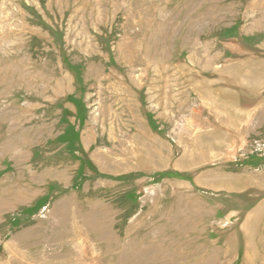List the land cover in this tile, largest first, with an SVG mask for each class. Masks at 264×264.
Segmentation results:
<instances>
[{
	"label": "rangeland",
	"instance_id": "rangeland-1",
	"mask_svg": "<svg viewBox=\"0 0 264 264\" xmlns=\"http://www.w3.org/2000/svg\"><path fill=\"white\" fill-rule=\"evenodd\" d=\"M0 264H264V0H0Z\"/></svg>",
	"mask_w": 264,
	"mask_h": 264
}]
</instances>
